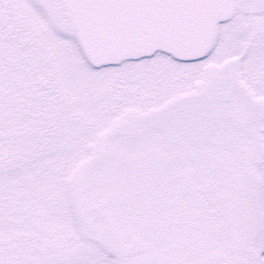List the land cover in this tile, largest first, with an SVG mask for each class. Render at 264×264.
<instances>
[{"label":"snow or ice","instance_id":"obj_1","mask_svg":"<svg viewBox=\"0 0 264 264\" xmlns=\"http://www.w3.org/2000/svg\"><path fill=\"white\" fill-rule=\"evenodd\" d=\"M0 264H264V0H0Z\"/></svg>","mask_w":264,"mask_h":264}]
</instances>
